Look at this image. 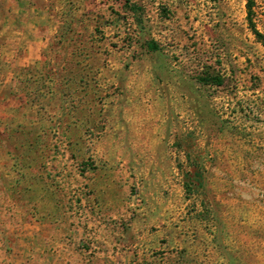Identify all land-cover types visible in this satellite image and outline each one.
Wrapping results in <instances>:
<instances>
[{"label": "rangeland", "instance_id": "obj_1", "mask_svg": "<svg viewBox=\"0 0 264 264\" xmlns=\"http://www.w3.org/2000/svg\"><path fill=\"white\" fill-rule=\"evenodd\" d=\"M130 1L145 8L143 31L126 0H100L62 25L77 36L45 72L62 101V114L45 116L47 185L77 209L80 245L99 243L78 264H264V48L246 7L264 32V0ZM114 101L150 114L135 150L127 135L120 150L105 145L103 114L122 113ZM23 125V114L1 116L13 134L3 141L27 140ZM196 164L203 174L190 181Z\"/></svg>", "mask_w": 264, "mask_h": 264}, {"label": "crops", "instance_id": "obj_2", "mask_svg": "<svg viewBox=\"0 0 264 264\" xmlns=\"http://www.w3.org/2000/svg\"><path fill=\"white\" fill-rule=\"evenodd\" d=\"M99 1L0 0V118L23 114L21 129L28 136L22 143H8L2 136L13 135L11 128L0 127V264H78L80 252H91L93 258L94 245L99 244L92 240L89 247L80 245L77 219L73 222L77 209L63 208L61 194L55 186L47 185L45 170V116L62 114V101L47 92L45 72L53 66V56L62 51L63 40L77 36L62 30V25L81 23L85 9ZM113 109L122 113L103 114L105 145L120 150L127 135V144L135 150L138 142L134 138L147 134L142 124L150 114H128L127 107L117 101ZM51 129L56 135L59 127ZM33 135L39 136L37 144L31 142ZM15 150H22L21 160ZM20 161L21 173L16 170ZM101 229V246L105 247L110 244V228L103 224Z\"/></svg>", "mask_w": 264, "mask_h": 264}, {"label": "trees", "instance_id": "obj_3", "mask_svg": "<svg viewBox=\"0 0 264 264\" xmlns=\"http://www.w3.org/2000/svg\"><path fill=\"white\" fill-rule=\"evenodd\" d=\"M126 3H128V6L126 7V10L129 11V13L132 14L133 19H134V23L136 25V27L138 28V32L139 31H143V29L145 28V8L143 6V4H141L140 2H131L130 0H126ZM247 21H248V25H249V29L251 31V33L253 34L255 40L264 48V32L260 31L257 28V25L255 24L254 20H253V12H252V7L253 4L252 2H248L247 3ZM142 47H145L147 50L150 51H155L159 48L157 42L155 40H153L152 38H145L144 40H142L141 43ZM217 84H221L222 83V79L221 77H218L215 79ZM207 83V82H206ZM204 167L200 166V165H192L190 166V168L188 170H186V177L188 178V180L191 181L192 177H195L196 175H202L203 174V170Z\"/></svg>", "mask_w": 264, "mask_h": 264}]
</instances>
